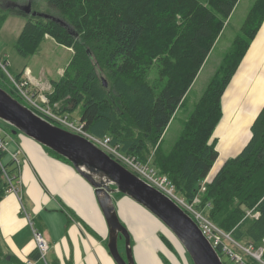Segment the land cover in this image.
<instances>
[{"label":"trees","instance_id":"16d2710c","mask_svg":"<svg viewBox=\"0 0 264 264\" xmlns=\"http://www.w3.org/2000/svg\"><path fill=\"white\" fill-rule=\"evenodd\" d=\"M3 1L0 26L8 13L27 19L16 41L20 55L36 52L46 35L73 50L47 93L54 109L57 101L62 102L61 112L81 103L79 120L86 131L98 137L110 135L112 144H119L123 153L139 162L152 159V168L165 175L186 201L199 194L196 207L235 242L254 248L263 244L264 104L250 123L241 151L227 158L211 178L208 175L219 155L217 132L213 133L223 115L221 99L264 23V0H254L231 49L168 151L162 149L160 139L239 0H46L52 8L48 13L67 26L12 8L16 0ZM7 91L21 101L12 89ZM16 169L4 165L12 178L17 177ZM0 173L4 175L1 168ZM205 178L206 188L200 192ZM7 186L5 178L0 181V199ZM161 238L172 248L166 237ZM216 250L231 264H263L231 249L241 257L236 260L223 244ZM5 257L0 235V262ZM30 257L37 258V250ZM261 258L264 261V251Z\"/></svg>","mask_w":264,"mask_h":264},{"label":"crops","instance_id":"0c3cea01","mask_svg":"<svg viewBox=\"0 0 264 264\" xmlns=\"http://www.w3.org/2000/svg\"><path fill=\"white\" fill-rule=\"evenodd\" d=\"M262 25L258 34L264 30V24ZM23 70L34 82L44 81L37 78L29 67ZM261 71L262 69H258L253 74L252 81ZM233 122L238 124L237 129L233 126L236 132L241 127V115L226 121L218 134L221 131L224 134L226 129L232 130L230 126ZM225 125L227 127L224 130ZM0 136L6 141L1 160L9 170L17 167V177L13 179V183L18 190L17 194L5 190L0 199V235L6 254L0 264H24L26 259L31 258L30 254L36 251L30 221L43 232L48 242L47 259L50 264H114L107 248L108 226L90 184L67 159L52 154L33 138L19 131L16 134L6 132ZM222 155L225 156L223 153ZM114 195L120 200L121 206L126 207V203L131 206L126 210L129 214V210H134L142 213L149 221L155 219L131 199L121 198L125 195ZM125 219L137 235L134 244L138 260L141 264H149L148 260L152 261L151 264H156L160 246H157L154 252L156 254L153 255V247L156 245L154 246L151 237L155 236L162 242V235L158 236L156 233L159 228H155V220L146 223L142 218L133 220L131 216H127ZM148 252L151 256L147 257ZM36 264L42 263L37 261Z\"/></svg>","mask_w":264,"mask_h":264},{"label":"rangeland","instance_id":"374dc122","mask_svg":"<svg viewBox=\"0 0 264 264\" xmlns=\"http://www.w3.org/2000/svg\"><path fill=\"white\" fill-rule=\"evenodd\" d=\"M5 2L6 0L3 1V4H6ZM253 2L254 0H239L229 18L225 21L222 32L217 38L216 43L210 51L204 65L186 94L183 106L173 115L162 138L160 139L162 149L166 151L170 150L176 139L179 137L182 131L183 122L191 113L195 103L207 87L224 54L231 49L234 37L240 32V28ZM25 3H27V0H16L15 3H11L10 5ZM31 3L34 11L48 13L52 10L46 0H31ZM2 7L7 9L8 5H3ZM26 21V16L8 13L0 26V61L5 62L6 64V68H3V66L0 65V85L6 90L12 89L9 82L8 72L13 75L25 74L23 69L26 67H29L31 72L37 78L44 80L45 85H48L49 83L51 84L52 81L58 80L61 77L73 54L71 47L57 43L52 37L46 36L40 43L36 52L28 56L20 55L16 48V41ZM242 60L239 69L236 74L232 76L224 91V95L222 96L223 99H221L223 115L213 133V136H215V133L217 132V136L215 137L217 138L216 148L219 155L214 163V166L210 170L208 175L209 178L213 176V174L217 171L221 164L229 158V156H235L241 151L242 147L245 145L244 143L248 140L250 135V123L254 116L258 113L257 111H259L264 104V30L252 40L249 50ZM258 69H262V71L258 77H255L252 81L251 78ZM61 104V101H57L55 110L58 109L61 111ZM68 105L70 106L73 104ZM81 108L82 104L79 103L74 108L63 111L62 113L66 114L74 123H77L80 119ZM239 115H241V123L239 124L241 127L238 131L235 132L233 129L234 125L236 126V129L238 128V124L234 122L230 126L232 130H225L227 127L226 125L228 124L227 122L223 128L225 133L223 134L221 131V133L218 134V130L226 121L231 118H238ZM0 129V134L2 135L6 132L10 134L17 133V131L13 132L14 128L2 119H0ZM218 146H220V151ZM222 153L225 156H223ZM151 161L148 163L149 168L153 166ZM2 177H4V175L3 173H0V181H2ZM177 195L181 196L179 193H177ZM115 196L116 195L112 198L118 216L127 226L131 234V243L133 246V254L136 264H141L137 258L136 246L134 244L137 239V235H135L129 221L126 219L124 220V217L127 218V216H131L133 220L142 218V221L146 223H152L155 220L157 222L156 223L154 221L155 228H159L158 232H156L157 235H162L169 240L172 248H170L163 240L161 242L159 238L157 239L155 236L151 237L154 246L156 245L155 248L153 247V255L156 254L154 252L156 251L157 246H160V253L156 254V264H193L183 246H181L177 238L172 235V232L164 224H162L160 220L158 221L148 212L147 214L152 217V219L155 218L154 220L149 221L148 218H144L142 213L140 214L138 211L134 210H129V214L126 210L131 206L127 203L126 207L121 206L120 200L118 201ZM124 197L127 198V200L131 199L127 196H122L121 198ZM132 202L137 204L136 206H140L139 208H144L134 200H132ZM157 224L159 225L158 227ZM153 231L154 230L152 229L151 232ZM136 232L138 235L140 234L138 230ZM229 247L234 251H238L234 244H229ZM119 248L121 252H123L124 245L122 241H119ZM149 248L152 247L149 246ZM238 252L240 255L245 257V254L242 251ZM149 255L151 256L150 252L146 253L147 257ZM222 259L225 264H231V260L228 257L222 256ZM113 262L116 264L115 261ZM151 262L152 261L148 260L149 264H151Z\"/></svg>","mask_w":264,"mask_h":264},{"label":"water","instance_id":"95a60500","mask_svg":"<svg viewBox=\"0 0 264 264\" xmlns=\"http://www.w3.org/2000/svg\"><path fill=\"white\" fill-rule=\"evenodd\" d=\"M11 7L28 16L54 20L67 26L58 16L34 11L30 1ZM102 82L107 86L104 78ZM0 119L10 124L14 128L13 132L20 131L66 158L90 184L108 226L107 248L116 264L136 262L130 231L119 218L113 202L115 193L131 198L160 220L176 236L193 264H224L196 221L171 197L147 183L87 138L42 118L1 86ZM119 238L124 239L125 257L119 251Z\"/></svg>","mask_w":264,"mask_h":264},{"label":"built area","instance_id":"2783aa9c","mask_svg":"<svg viewBox=\"0 0 264 264\" xmlns=\"http://www.w3.org/2000/svg\"><path fill=\"white\" fill-rule=\"evenodd\" d=\"M0 65H2L3 68H6L5 62L0 61ZM8 77L14 93L36 114L40 115L42 118L48 120L53 124H56L62 128H65L66 130L87 138L103 151L108 153L112 158L116 159L126 168L137 174L147 183L160 189L162 192L176 201L196 221L202 233L209 239V241L215 248H217L219 244H223V249L226 250L227 253H229L233 258H236V260L241 261V257L238 254L232 252V250L229 248L228 244L234 243V245L239 247L242 251L248 253L256 260L264 264V261L261 258V255L264 251V237L263 244L258 246L257 248H254L252 245L244 246L235 242L229 236V234L224 233L222 230H220L207 216L204 215L202 211H200L196 207V205L200 202L199 194H197L191 202L186 201L183 197L178 196L175 193L174 185L166 178L165 175L158 174L152 167L149 168L148 163L139 162L134 156L123 153L120 150L119 144H112L110 135L98 137L90 134L84 129L83 123L80 120L77 123H74L70 118H68L66 114L62 113L61 111H56L50 105L47 95V93L52 89L50 83L48 85H45V82L40 80L34 82L26 72L25 74H21L18 76L8 72ZM56 105L57 102L54 103L53 106L56 107ZM5 148L6 141L3 137L0 136V168L4 171V175L8 183L6 191L14 192L17 194L18 190L13 183L14 178H12L5 172L4 164L1 160V153H3ZM206 180L207 178L201 181L199 187L200 192H203L205 190ZM257 214L258 213H255L253 215ZM30 223L32 225V233L37 250V258H28L25 260L24 264H36L37 261H40L42 264H50L47 259V252L49 247L48 242L43 232L35 227L32 221H30Z\"/></svg>","mask_w":264,"mask_h":264},{"label":"flooded vegetation","instance_id":"af4514ba","mask_svg":"<svg viewBox=\"0 0 264 264\" xmlns=\"http://www.w3.org/2000/svg\"><path fill=\"white\" fill-rule=\"evenodd\" d=\"M119 241H122L123 242V245H124V239L123 238H119L118 239V245H119ZM119 251L120 253L122 254L123 257H125V249H123V252H121L120 248H119Z\"/></svg>","mask_w":264,"mask_h":264},{"label":"bare ground","instance_id":"6f19581e","mask_svg":"<svg viewBox=\"0 0 264 264\" xmlns=\"http://www.w3.org/2000/svg\"><path fill=\"white\" fill-rule=\"evenodd\" d=\"M152 216H153V214H152ZM154 217H155V216H154ZM155 218H156V217H155ZM172 235L175 236L173 233H172ZM175 237H176V236H175ZM177 240H178V239H177ZM178 241H179V240H178ZM180 244H181V243H180ZM181 246H182V245H181Z\"/></svg>","mask_w":264,"mask_h":264}]
</instances>
